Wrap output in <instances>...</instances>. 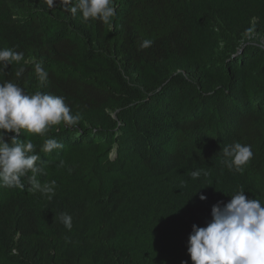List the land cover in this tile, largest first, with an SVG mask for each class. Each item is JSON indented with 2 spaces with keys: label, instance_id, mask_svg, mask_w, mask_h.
I'll use <instances>...</instances> for the list:
<instances>
[{
  "label": "trees",
  "instance_id": "trees-1",
  "mask_svg": "<svg viewBox=\"0 0 264 264\" xmlns=\"http://www.w3.org/2000/svg\"><path fill=\"white\" fill-rule=\"evenodd\" d=\"M113 4L104 24L62 0H0V49L24 54L0 83L62 96L80 116L17 137L55 194L31 192L27 176L0 187V264H192V225L213 205L243 190L264 206V0ZM49 138L62 147L42 152ZM236 142L253 152L242 172L223 164Z\"/></svg>",
  "mask_w": 264,
  "mask_h": 264
},
{
  "label": "clouds",
  "instance_id": "clouds-1",
  "mask_svg": "<svg viewBox=\"0 0 264 264\" xmlns=\"http://www.w3.org/2000/svg\"><path fill=\"white\" fill-rule=\"evenodd\" d=\"M62 3L73 16L79 11L84 21L92 19L109 24L115 16L113 0H62ZM151 43L145 40L141 47L147 48ZM23 59L22 52L0 49V71L13 63L19 64ZM23 72L24 68L20 67L15 75L20 77ZM35 73L41 83L47 81L48 73L41 64L35 65ZM79 120L80 116L71 114L62 96L39 91L28 95L13 82L0 83V187L23 188L21 178L27 176L30 191L40 192L50 199L55 194L56 182L53 180L42 185L37 180L36 175L42 172L37 165L41 157L31 154L35 152L31 141L21 142L17 137L21 131L43 136L52 126L71 127ZM10 133L15 135L6 141L5 137ZM61 147L57 140L49 138L44 141L41 151L50 153ZM222 153L225 167L235 172H242L253 157L251 145L239 142L224 146ZM29 172L31 176H28ZM191 175L196 179L200 173L194 171ZM200 199L206 197L201 195ZM211 217L206 227L192 225L187 241L192 264H264V206L260 200L246 198L241 190L226 204L218 202L213 205ZM61 222L68 230L72 229V217L67 213L61 214ZM181 264H188V261Z\"/></svg>",
  "mask_w": 264,
  "mask_h": 264
}]
</instances>
